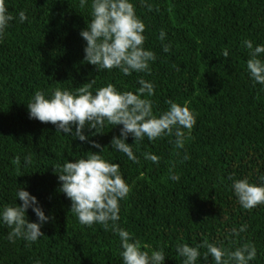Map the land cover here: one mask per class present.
<instances>
[{
    "label": "trees",
    "instance_id": "16d2710c",
    "mask_svg": "<svg viewBox=\"0 0 264 264\" xmlns=\"http://www.w3.org/2000/svg\"><path fill=\"white\" fill-rule=\"evenodd\" d=\"M133 2L146 24L145 48L157 59L149 73L124 76L118 69L97 71L84 62L86 42L79 32L90 20V0L84 8L79 0H7L14 15L26 10L28 19L14 21L0 41V208L14 203L15 190L22 185L51 219L31 245L19 239L10 243V229L0 225V264H122L119 238L111 226L81 225L70 212L71 201L59 191L60 173L54 169L65 159L72 162L98 149L62 136L51 123L29 119L26 105L36 90H74L92 79L93 91L113 83L135 92L138 78L155 85L150 97L154 113L166 110L169 100L186 103L197 123L190 132L184 129L183 148L167 135L137 142L133 151L139 163L105 148L103 155L121 165L131 185L128 198L120 202L118 227L152 248L164 247L165 264H182L176 244L193 245L205 238L232 250L254 243L257 259L252 264H264V205L241 208L229 179L235 174L255 183L264 176V89L253 86L243 47L245 39L264 44V0ZM161 29L167 33L163 41ZM112 127L96 136L87 130L84 134L108 147L121 126ZM126 142L134 144L131 136ZM145 152L157 155L159 163L145 160ZM29 155L31 163L25 165ZM17 157L19 170L13 163ZM170 174L180 179L173 181ZM27 216L36 221L31 209ZM243 224L247 231L231 237L228 229ZM200 264L214 261L202 259Z\"/></svg>",
    "mask_w": 264,
    "mask_h": 264
},
{
    "label": "clouds",
    "instance_id": "9594fccd",
    "mask_svg": "<svg viewBox=\"0 0 264 264\" xmlns=\"http://www.w3.org/2000/svg\"><path fill=\"white\" fill-rule=\"evenodd\" d=\"M81 8L89 5V0H79ZM152 11L151 5H146ZM158 10V9H157ZM90 20L79 32L85 41L84 62L99 70L118 69L124 76L133 73H149L150 64L157 59L156 54L145 48L146 24L137 15L133 0H90ZM24 23L28 18L26 10L15 15L10 11L7 0H0V41L8 34L13 22ZM166 31L161 29L159 39L166 38ZM248 50L246 70L253 86L260 85L264 89V44H253L249 39L243 41ZM164 52L169 46L164 45ZM223 56H229L225 49ZM139 88L133 91L119 89L113 83L95 88V80L74 90L57 88L51 93L36 90L27 103L29 119L41 123H51L57 133L62 136L88 143L97 152L83 153L79 158L57 164L59 191L71 201L70 212L74 213L81 225L91 227L100 224L105 230L111 226L119 238V256L122 264H165L167 254L164 247L152 248L143 244L135 234L118 227L121 201L126 200L131 192L121 165L106 158L103 153L109 147L123 153L133 163H139L133 146L147 138L154 141L164 136H174L175 146L183 148L186 139L184 129L189 132L197 123L195 113L185 104L167 101L168 108L154 113L153 101L155 85L153 82L138 78ZM107 125L112 129L119 128V136H113L108 147H103L89 139L84 133L92 136L102 134ZM94 130V131H92ZM129 136L134 144L126 141ZM144 159L158 164L160 158L150 152L143 154ZM184 159H189L188 155ZM13 163L17 169L21 167L20 157ZM31 163V155L24 158V164ZM173 181L180 177L170 174ZM231 191L236 202L244 210H251L264 205V176L258 182H251L247 176L235 178L229 176ZM15 201L0 208V225L10 231L7 240L15 243L23 240L28 245L36 243L42 236L41 229L51 219L45 214L37 197L31 195L24 186L18 185L15 190ZM22 203L19 205L16 201ZM35 214L36 221L30 222L28 210ZM228 217L225 216L224 220ZM247 225L228 229L231 237H239L247 231ZM183 238H181L182 240ZM204 249V251H201ZM175 251L181 257L182 264H200V261H214V264H252L257 259V247L254 243H244L234 250L226 248L223 242L203 239L190 245L178 243ZM35 264H40L39 260Z\"/></svg>",
    "mask_w": 264,
    "mask_h": 264
}]
</instances>
